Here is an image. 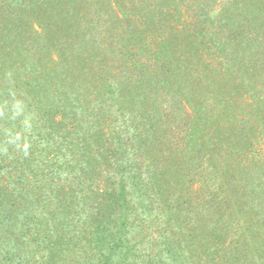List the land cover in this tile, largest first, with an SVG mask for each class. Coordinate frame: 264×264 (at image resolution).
I'll return each instance as SVG.
<instances>
[{
	"label": "trees",
	"instance_id": "trees-1",
	"mask_svg": "<svg viewBox=\"0 0 264 264\" xmlns=\"http://www.w3.org/2000/svg\"><path fill=\"white\" fill-rule=\"evenodd\" d=\"M216 1L0 0V264H264V0Z\"/></svg>",
	"mask_w": 264,
	"mask_h": 264
},
{
	"label": "rangeland",
	"instance_id": "rangeland-1",
	"mask_svg": "<svg viewBox=\"0 0 264 264\" xmlns=\"http://www.w3.org/2000/svg\"><path fill=\"white\" fill-rule=\"evenodd\" d=\"M224 0H217L216 1V5H215V12H218L220 10V7L222 5ZM113 9H115V7L113 6ZM116 10V9H115ZM33 27L35 30L39 31V28L36 24H33ZM22 56V57H21ZM20 57H18L20 60L22 59L23 60V54L21 55ZM16 66H19V64H17ZM21 66V65H20ZM237 81V80H236Z\"/></svg>",
	"mask_w": 264,
	"mask_h": 264
}]
</instances>
